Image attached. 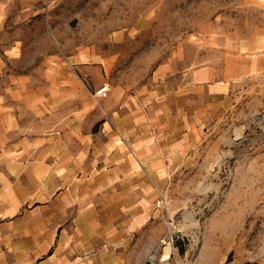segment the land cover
I'll list each match as a JSON object with an SVG mask.
<instances>
[{"label": "rangeland", "instance_id": "374dc122", "mask_svg": "<svg viewBox=\"0 0 264 264\" xmlns=\"http://www.w3.org/2000/svg\"><path fill=\"white\" fill-rule=\"evenodd\" d=\"M153 256L264 264V0H0V264Z\"/></svg>", "mask_w": 264, "mask_h": 264}, {"label": "crops", "instance_id": "0c3cea01", "mask_svg": "<svg viewBox=\"0 0 264 264\" xmlns=\"http://www.w3.org/2000/svg\"><path fill=\"white\" fill-rule=\"evenodd\" d=\"M213 72L210 68L207 67H201L198 69L193 70V72L189 73V74H185L181 76L182 78V84H185V81L187 82L190 81L192 83L196 84V87H199L200 85H204V82H208L210 79H212L213 77ZM188 83H186L185 85H187ZM185 85H183L182 89L181 87L176 91V95L177 96H183L185 94ZM188 87V86H187ZM189 89V87H188Z\"/></svg>", "mask_w": 264, "mask_h": 264}, {"label": "built area", "instance_id": "2783aa9c", "mask_svg": "<svg viewBox=\"0 0 264 264\" xmlns=\"http://www.w3.org/2000/svg\"><path fill=\"white\" fill-rule=\"evenodd\" d=\"M106 88H107L106 86L101 87V88L98 90V94L103 95L104 92H105V90H106ZM163 205H164V196H161L160 198H158V199H156V200L154 201V206H155V208H157V209L162 208ZM169 241L172 242V236H171V235H169ZM148 264H156V262H155V257H154V256H153L152 258L149 259Z\"/></svg>", "mask_w": 264, "mask_h": 264}]
</instances>
